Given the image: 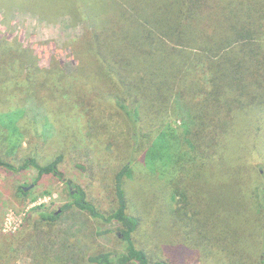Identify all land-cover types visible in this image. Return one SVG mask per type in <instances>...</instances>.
Wrapping results in <instances>:
<instances>
[{
  "label": "trees",
  "instance_id": "obj_1",
  "mask_svg": "<svg viewBox=\"0 0 264 264\" xmlns=\"http://www.w3.org/2000/svg\"><path fill=\"white\" fill-rule=\"evenodd\" d=\"M91 1L0 0L41 20L66 14L70 23L83 24L63 44L76 61L70 71L54 55L42 66L17 36L0 40V166L14 173L32 167L34 181L52 174L69 196L58 209L31 207L15 232L0 231V264L26 256L31 264H222L217 258L231 230L228 221L217 226L219 211L211 210V218L202 209L220 200L221 188L201 173L235 144L231 135L240 121L252 123L260 136L251 138L234 170L235 215H244L239 229L252 230L262 243L240 264H264V0ZM56 114L74 125L69 133L79 132L91 170L100 145L109 147L111 209L64 178V151L55 157L36 152L14 163L21 136H44ZM96 138L97 154L89 153ZM137 173L152 184L140 205L131 198L134 188L127 190ZM30 188L18 186L17 195ZM72 214L85 217L87 233L77 230L79 243L69 234L70 245L55 251L60 217ZM163 228L167 234L157 243ZM109 233L110 246L95 241Z\"/></svg>",
  "mask_w": 264,
  "mask_h": 264
},
{
  "label": "rangeland",
  "instance_id": "obj_2",
  "mask_svg": "<svg viewBox=\"0 0 264 264\" xmlns=\"http://www.w3.org/2000/svg\"><path fill=\"white\" fill-rule=\"evenodd\" d=\"M44 1L56 3V5L62 2V0ZM102 2V0H93L89 2V5L92 6L93 3L94 5H100ZM79 3L72 2L73 5H79ZM82 27V21L70 23L69 16L66 14L55 20L47 21L41 20L37 15L29 11L16 10L15 8L8 9L5 6H0V40L6 39L7 41H11L13 37L17 36L21 43L35 50L39 63L42 66L47 65L50 56L54 55L58 57L61 65L69 71L72 70L76 61L70 49L63 47V44L69 39L78 36L82 31ZM56 118L53 128L49 127V129H46L44 136H36L33 133L31 134V132L27 136H21V146L17 147L18 150L20 149L17 154L18 160L14 163L17 164L19 159L23 157L35 156L36 152L42 153L47 157H55L58 152L62 153L64 151L62 153L64 159L59 165L64 178H69L83 187L88 196L102 209H111L113 205L112 193L108 176L105 174V166L112 161L111 156L108 154L109 147L100 145V157L94 159L91 170V166L85 161L86 155H84L85 149H83L85 145L77 140L79 132L75 131V135L69 133L68 130L74 129V125L61 123L63 117L59 114H56ZM172 123L178 124L177 122ZM252 130V123L248 124V121H240L236 127V131L231 135L235 136L233 141L235 144H230L219 159L214 160L201 173V176L208 183L212 182L221 188L219 193L220 200L211 201L208 206L204 205L202 209L211 218L215 217L211 210H214V212L219 211L220 218L217 220V226H221L223 220L228 221L231 230L225 239L224 250L219 253L217 258L218 263L222 264H240L243 260L252 259L254 253L262 247V243L252 230L245 233L239 229L240 220H243L244 215H235V212H239V209L236 206L238 199L235 193L238 191V186L235 184V177L237 178V176H235L236 171L234 170H238V164L240 161L243 162L244 156L249 153L246 147L251 138L253 136H260V133H252ZM3 136L1 134L0 139ZM99 142L100 140L96 138L95 145L86 148L87 151L97 154L94 149L96 146H99ZM9 145L11 144L9 143L7 147ZM262 173L264 174L263 170ZM36 176L37 172L32 167L14 173L0 166V231L2 233L15 232L19 228L25 214L35 205L45 204L53 209H58L60 205L69 200L67 189L61 179L58 180L52 174H45L38 181H34ZM132 180L127 182V190L130 193V189L134 188V193H130L132 195L131 198L140 205L141 202L144 203L143 199H146L145 195H148L152 191L151 180L147 178L146 174L142 173H137L135 181ZM20 185H29L31 187L27 195H17V187ZM246 204L249 206V209L245 215L248 216L252 212V203L249 200L246 201ZM195 205L200 206V203H196ZM67 216L63 215L60 217V227H57L59 234L55 237V245L52 247L55 251L61 250L60 247L63 248L64 245H70L71 242L79 243L80 241L76 240L78 229L79 233H87L84 216L79 214ZM69 234H72L71 242H67ZM166 234V228H163L158 233L157 243L161 242L160 240ZM113 238V235L109 233L97 236L95 241L102 246H110ZM153 241L156 243L155 240ZM75 248L78 251V248ZM232 251L234 254H232ZM18 264H31L30 258L27 256L23 257ZM186 264L202 263L192 259Z\"/></svg>",
  "mask_w": 264,
  "mask_h": 264
}]
</instances>
